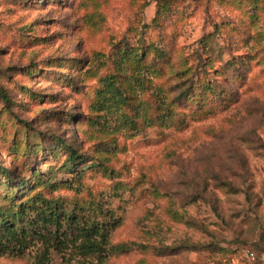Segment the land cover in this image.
I'll return each mask as SVG.
<instances>
[{"label": "rangeland", "instance_id": "374dc122", "mask_svg": "<svg viewBox=\"0 0 264 264\" xmlns=\"http://www.w3.org/2000/svg\"><path fill=\"white\" fill-rule=\"evenodd\" d=\"M48 181L104 264H264V0H0V206Z\"/></svg>", "mask_w": 264, "mask_h": 264}, {"label": "trees", "instance_id": "16d2710c", "mask_svg": "<svg viewBox=\"0 0 264 264\" xmlns=\"http://www.w3.org/2000/svg\"><path fill=\"white\" fill-rule=\"evenodd\" d=\"M168 11V4L158 6L155 21ZM182 91L180 100L190 97ZM199 96V95H196ZM4 99L8 97L4 95ZM71 160L78 155L68 147ZM6 173V179L11 177ZM42 187L48 195L36 194L26 202L0 206V254L17 257L33 256V264H54L58 256L63 264L76 259L87 264H104L111 253L124 251L126 245L112 246L111 236L120 224L103 196L86 202L67 204L53 195L58 188L48 182Z\"/></svg>", "mask_w": 264, "mask_h": 264}]
</instances>
